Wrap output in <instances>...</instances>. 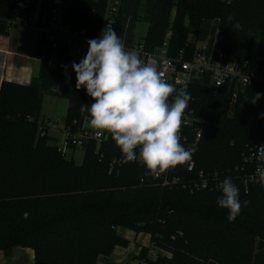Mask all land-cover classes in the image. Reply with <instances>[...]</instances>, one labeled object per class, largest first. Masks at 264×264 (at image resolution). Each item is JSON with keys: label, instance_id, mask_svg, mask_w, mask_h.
<instances>
[{"label": "trees", "instance_id": "obj_1", "mask_svg": "<svg viewBox=\"0 0 264 264\" xmlns=\"http://www.w3.org/2000/svg\"><path fill=\"white\" fill-rule=\"evenodd\" d=\"M107 1L67 0L65 23L96 38ZM51 3L40 0V14L47 15ZM135 20L147 24L140 41L146 51L158 49L170 33L168 55L184 51L187 58L196 51L201 25L217 21L221 36L213 55L243 62L257 42L258 64L264 68L263 0H146ZM5 26L12 25L0 23V33ZM85 56L46 45L28 85L0 84V252L30 249L33 264H98L116 247H127L119 234L127 230L150 237L155 259H146L147 249L139 254L147 264H264V186L245 190L233 181L241 202L250 203L229 222L228 210L217 204L221 189L189 193L171 184L163 188L160 177L145 175L141 161L122 163L110 135L98 149L94 142L81 148L80 166L58 151L57 138L39 135L44 96L67 101L63 126L68 134L87 115L81 114V105L94 101L83 87L76 88L72 69ZM54 84L59 92L52 91ZM257 92L261 98L253 104ZM187 93L193 115L204 125L197 142L182 143L186 148L195 143L197 151L191 161L171 169L170 179L194 178L200 171L242 175L243 154L264 145V88H247L234 102L224 88L192 84ZM191 162L193 173L187 171Z\"/></svg>", "mask_w": 264, "mask_h": 264}, {"label": "clouds", "instance_id": "obj_2", "mask_svg": "<svg viewBox=\"0 0 264 264\" xmlns=\"http://www.w3.org/2000/svg\"><path fill=\"white\" fill-rule=\"evenodd\" d=\"M87 43L86 56L72 64L76 88L83 87L94 101L90 106L81 105V114L87 113L85 125L95 130L96 137L111 136L122 153V163L136 161L138 149L139 159L148 170L145 175L155 176L191 161L197 145L186 148L179 135L181 119L191 99L186 87L177 90L151 60L145 61L137 51L126 49L109 23L100 38ZM52 91L59 92V86L54 84ZM260 98L261 93H255L251 103ZM257 148L264 159V145ZM256 172L264 186V168ZM219 187L222 196L217 198V204L228 210L227 219L233 222L250 202H241L239 188L231 177Z\"/></svg>", "mask_w": 264, "mask_h": 264}, {"label": "built area", "instance_id": "obj_3", "mask_svg": "<svg viewBox=\"0 0 264 264\" xmlns=\"http://www.w3.org/2000/svg\"><path fill=\"white\" fill-rule=\"evenodd\" d=\"M264 1V0H263ZM122 0H108L98 36L100 38L102 29L109 23L113 25L116 31L117 21L120 14ZM67 8V0H52L50 12L40 14L39 4L35 9L32 6V0H16L14 7V17L10 22L12 26L22 28H35L42 30L46 34L47 45L51 50L56 51L59 48L66 49L70 54L84 55L88 52V43L90 39L86 36L85 31L75 30L65 23V15ZM32 13V14H31ZM170 33H167L161 46L153 52L144 49L142 43L132 44L126 47L128 50H135L145 61L151 60L162 74L163 78L173 84L177 90L183 89L192 84L200 85L209 89L217 90L224 88L230 92V100L234 102L239 92L244 91L252 86H261L264 88V68L258 64L257 55L255 58L249 56L243 62H237L234 57H224L222 55L214 56L213 51L207 53L206 46H198L196 51L187 58L184 51H180L177 56L170 57L168 55V41ZM85 122V120L83 121ZM76 126L74 134H68L64 130L59 131L58 126L51 125L49 122H43L39 125V135L44 137L51 132H61L62 141L57 146L59 152L66 157V151L76 148H83L88 142H94L98 149L104 139L96 137L93 129L85 128L83 123L78 121L73 123ZM204 121L197 119L190 108L185 109L181 119V127L179 131L180 143L189 140L197 142L201 137V126ZM108 136V134H106ZM258 146H251L247 153H244V167L241 168L242 175L231 176L233 181L241 183L244 189L248 186H262L259 176L256 172L257 168H264V159L260 158ZM139 159V150H137ZM172 168L156 176L162 180V187L175 185L181 187L189 193L197 191H213L219 190L220 183L226 178L224 172L204 173L198 172L194 178H172L170 179V171ZM187 171L193 173L194 164L191 162L187 167ZM234 173H238L235 168ZM142 264H147L144 261Z\"/></svg>", "mask_w": 264, "mask_h": 264}, {"label": "crops", "instance_id": "obj_4", "mask_svg": "<svg viewBox=\"0 0 264 264\" xmlns=\"http://www.w3.org/2000/svg\"><path fill=\"white\" fill-rule=\"evenodd\" d=\"M15 1L0 0V23L8 24L12 21ZM145 1L122 0L121 2L116 32L123 41L125 48L133 43L140 42L135 41V18L137 7L140 3H145ZM38 4V0H32V6L35 9L38 7ZM209 23L211 22H204L203 29ZM213 23L216 25V30L218 31L217 21ZM3 30L4 34L0 33V84L2 82H9L28 85L39 71V64L47 45L46 34L42 30L32 27L5 26ZM190 41H194V39L192 38ZM196 43L198 46L206 47L208 43L209 50L207 52H212L215 43L213 34L207 35L205 32H199ZM84 120L85 117L82 116L80 122L83 123L85 128L91 129L90 127H86L85 122H83ZM58 129L62 131L63 127H58ZM50 136L55 137L54 134ZM123 231L124 233L120 236L128 241L127 247H116L110 256L99 257L97 260L98 264H142L146 259H155L157 251L151 246L148 235H137L131 231ZM141 249L149 250L146 259H139ZM33 259V252L30 249L14 248L0 252V264H33Z\"/></svg>", "mask_w": 264, "mask_h": 264}, {"label": "rangeland", "instance_id": "obj_5", "mask_svg": "<svg viewBox=\"0 0 264 264\" xmlns=\"http://www.w3.org/2000/svg\"><path fill=\"white\" fill-rule=\"evenodd\" d=\"M143 3H140L139 6L137 7L136 16H137V13L140 12L141 5H143ZM146 30H147V24L144 21H139V20L136 21V28L134 32L135 41H141L145 37ZM200 32H203V33L205 32V34L207 35L213 34L214 41L216 40V36L218 34V31L216 30V25L213 22L209 23V25H207V27H204V29H203V24H202V30ZM192 38L193 37H190V39ZM136 43H139V42H136ZM136 43H133V44H136ZM206 45H207V50H209V44L207 43ZM256 49H257V42L254 43L251 54H250L252 59L256 57ZM53 61H54V57L52 56L48 64V69H51ZM66 109H67V101L65 99L44 96L42 100V104H41L39 120H42L43 118L45 122H49L51 125L56 124L59 128H62L64 125ZM48 133L49 135L51 134L55 135V137L57 138V140L55 141V145L58 146L62 141V137H63L62 133L61 132H51V131H49ZM66 158L71 159L76 166H80L82 163V159H83V149L76 148L72 151L71 150L66 151ZM119 232H120L119 233L120 235L124 233L123 230H120Z\"/></svg>", "mask_w": 264, "mask_h": 264}, {"label": "water", "instance_id": "obj_6", "mask_svg": "<svg viewBox=\"0 0 264 264\" xmlns=\"http://www.w3.org/2000/svg\"><path fill=\"white\" fill-rule=\"evenodd\" d=\"M220 34L218 33L217 36H216V40H218L220 38Z\"/></svg>", "mask_w": 264, "mask_h": 264}]
</instances>
